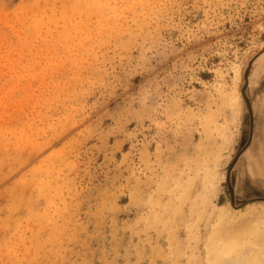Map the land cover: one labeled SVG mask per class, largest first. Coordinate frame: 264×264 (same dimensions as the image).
Instances as JSON below:
<instances>
[{
    "label": "rangeland",
    "instance_id": "1",
    "mask_svg": "<svg viewBox=\"0 0 264 264\" xmlns=\"http://www.w3.org/2000/svg\"><path fill=\"white\" fill-rule=\"evenodd\" d=\"M0 176V264L248 261L264 0H0Z\"/></svg>",
    "mask_w": 264,
    "mask_h": 264
},
{
    "label": "bare ground",
    "instance_id": "2",
    "mask_svg": "<svg viewBox=\"0 0 264 264\" xmlns=\"http://www.w3.org/2000/svg\"><path fill=\"white\" fill-rule=\"evenodd\" d=\"M98 2V1H97ZM92 5V4H91ZM97 5V4H96ZM95 6V5H94ZM14 149H16V148H14ZM4 150V149H3ZM14 167V166H13ZM2 173V172H1ZM1 177V176H0ZM1 182V181H0ZM21 183V182H20ZM15 185V184H14ZM23 185V184H22ZM24 185H25V183H24ZM25 186H27V183H26V185ZM42 187V186H41ZM15 188V187H14ZM13 188V189H14ZM12 189V188H11ZM12 189V190H13ZM24 189V188H23ZM44 190H45V188H44ZM39 191V190H38ZM40 191H42V189L40 190ZM21 192V191H20ZM8 193H10V192H8ZM11 194V193H10ZM9 194V195H10ZM23 195V194H22ZM25 195V194H24ZM15 197V196H14ZM17 198V197H16ZM20 200V199H19ZM33 201V200H32ZM16 202V201H15ZM17 202H18V200H17ZM12 203V202H11ZM19 203H20V201H19ZM34 203V202H33ZM13 205V204H12ZM34 205V204H33ZM30 206V205H29ZM33 207V206H32ZM30 208H31V206H30ZM32 210V209H31ZM3 211V210H2ZM258 211V210H257ZM254 212V211H253ZM259 212V211H258ZM244 214V213H243ZM242 214V215H243ZM37 215V214H36ZM229 215V214H228ZM237 215V214H236ZM249 215H250V213H249ZM251 215H252V212H251ZM259 215H256V218H255V216L252 218V216H251V218L250 219H244V218H242L241 217V214H240V216H237V218H236V220H235V223H234V226L236 227V231L234 232V233H232V235H235L236 234V237H238L237 236V234L239 233V232H244V234H246L245 232L248 230V231H254L255 229L256 230H258L259 229V225L258 224H260V223H255V221H256V219H258V220H260L259 219V217H258ZM255 218V219H254ZM7 219V218H6ZM40 219V218H39ZM243 219V220H242ZM252 219H254L253 221H251ZM3 220V219H2ZM41 220V219H40ZM9 221V220H8ZM2 222V221H1ZM0 222V223H1ZM5 223V222H4ZM7 224V223H6ZM225 222H223L222 224H220V231L221 230H223L224 232H225ZM231 224H232V222H231ZM244 226H246V228H244ZM5 228V227H4ZM227 228V227H226ZM239 228V229H238ZM241 228V229H240ZM227 230V229H226ZM238 232V233H237ZM249 234V233H248ZM232 235L229 233V230H228V239L230 240V239H232ZM242 235V234H241ZM241 235H239L240 236V238L242 237ZM235 237V238H236ZM248 237V236H247ZM246 237V238H247ZM261 237V239H260V241L261 242H263V247H261V248H259V249H257V248H255L256 250H254V252H253V254H251L250 255V259H248V261L247 260H245V258H243V257H241L240 255H239V253L238 252H234L233 254H232V250H235V248H234V244H227V245H225V243L219 248V249H221V250H212V249H210V253H208V264H264V232H259V238ZM257 241V240H256ZM259 242V241H258ZM259 244V243H258ZM252 249V248H251ZM245 252H247V251H245ZM229 253L230 254H232L229 258H226V256L228 257L229 256ZM225 257V258H224ZM235 257V259H233Z\"/></svg>",
    "mask_w": 264,
    "mask_h": 264
}]
</instances>
